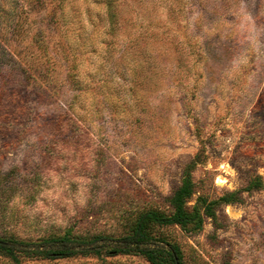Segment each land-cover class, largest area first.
Returning a JSON list of instances; mask_svg holds the SVG:
<instances>
[{
  "label": "rangeland",
  "instance_id": "1",
  "mask_svg": "<svg viewBox=\"0 0 264 264\" xmlns=\"http://www.w3.org/2000/svg\"><path fill=\"white\" fill-rule=\"evenodd\" d=\"M35 1L0 0V236L122 235L189 168L190 210L239 199L157 236L181 264H264V0Z\"/></svg>",
  "mask_w": 264,
  "mask_h": 264
},
{
  "label": "trees",
  "instance_id": "2",
  "mask_svg": "<svg viewBox=\"0 0 264 264\" xmlns=\"http://www.w3.org/2000/svg\"><path fill=\"white\" fill-rule=\"evenodd\" d=\"M39 1L36 0L34 4L39 6L41 4ZM48 9L50 18H53L55 10L50 7ZM2 69L0 72L3 71ZM193 189L194 183L188 168L185 170L181 184L170 198L172 211L163 213L152 209L137 212L127 232L122 235H114L109 231L80 232L67 229L62 232H52L36 241L0 236V254L16 262L27 258L55 259L85 255L112 257L119 254H134L142 256L150 264H181L178 247L157 236L158 229L169 226H178L184 231L197 229L202 224V214L214 215V205L228 204L239 199L238 191L226 193L218 200L210 202L199 197L197 203L203 207L200 214L195 207L190 210L187 205Z\"/></svg>",
  "mask_w": 264,
  "mask_h": 264
}]
</instances>
